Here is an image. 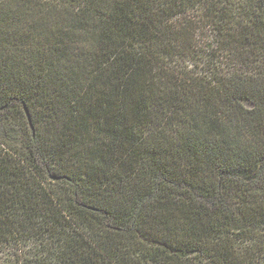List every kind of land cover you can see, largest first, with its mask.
I'll return each mask as SVG.
<instances>
[{"label":"trees","instance_id":"trees-1","mask_svg":"<svg viewBox=\"0 0 264 264\" xmlns=\"http://www.w3.org/2000/svg\"><path fill=\"white\" fill-rule=\"evenodd\" d=\"M0 264H264V0H0Z\"/></svg>","mask_w":264,"mask_h":264},{"label":"water","instance_id":"water-1","mask_svg":"<svg viewBox=\"0 0 264 264\" xmlns=\"http://www.w3.org/2000/svg\"><path fill=\"white\" fill-rule=\"evenodd\" d=\"M24 113H25V116L27 118L29 127H30V129L32 131V134H34V128H33L32 124H31V119H30L29 113H28V111H27V109L25 107H24Z\"/></svg>","mask_w":264,"mask_h":264}]
</instances>
